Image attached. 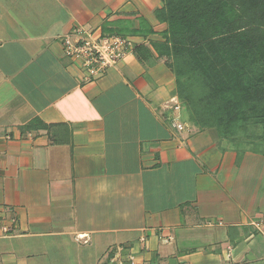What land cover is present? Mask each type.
Wrapping results in <instances>:
<instances>
[{"label": "crops", "instance_id": "1", "mask_svg": "<svg viewBox=\"0 0 264 264\" xmlns=\"http://www.w3.org/2000/svg\"><path fill=\"white\" fill-rule=\"evenodd\" d=\"M163 8L0 0V264H264V134L185 119L152 45ZM77 28L134 38L155 62L85 83L62 46Z\"/></svg>", "mask_w": 264, "mask_h": 264}, {"label": "trees", "instance_id": "2", "mask_svg": "<svg viewBox=\"0 0 264 264\" xmlns=\"http://www.w3.org/2000/svg\"><path fill=\"white\" fill-rule=\"evenodd\" d=\"M161 1L156 16L168 27L164 41L152 45L157 59L172 60L166 64L176 95L192 112L188 122L220 137L256 126L264 132V0ZM134 55L155 62L145 45ZM193 84L201 89L191 91Z\"/></svg>", "mask_w": 264, "mask_h": 264}, {"label": "built area", "instance_id": "3", "mask_svg": "<svg viewBox=\"0 0 264 264\" xmlns=\"http://www.w3.org/2000/svg\"><path fill=\"white\" fill-rule=\"evenodd\" d=\"M134 38L119 35H97L92 31L77 28L72 34L65 35L62 46L66 56L81 65L83 82L91 83L103 78L110 69L125 62L134 55L139 46ZM174 101V100H173ZM170 109L180 110L178 101ZM173 128L184 131L185 126L179 118L172 121ZM142 242L145 239L142 238ZM131 264H135L130 257Z\"/></svg>", "mask_w": 264, "mask_h": 264}, {"label": "rangeland", "instance_id": "4", "mask_svg": "<svg viewBox=\"0 0 264 264\" xmlns=\"http://www.w3.org/2000/svg\"><path fill=\"white\" fill-rule=\"evenodd\" d=\"M159 59L164 60L165 61V64L167 62L170 63L172 61L170 57H163V58H159ZM191 87H192L191 91L193 90L194 92L197 91V90H199V89H201V87L196 86L195 84L191 85ZM185 89H186L187 92H189V90H188V84L185 85ZM184 116H185V119L187 121H191L193 115H192V112L190 110H188V108H185L184 107ZM252 130H255V134H256L255 135V138H256V136L262 137L263 134H264L262 126H256L254 129H252V128L249 129V131H252ZM245 132H247V131H242V130L239 129V130H236L234 133H232L230 136H234V135H244Z\"/></svg>", "mask_w": 264, "mask_h": 264}, {"label": "bare ground", "instance_id": "5", "mask_svg": "<svg viewBox=\"0 0 264 264\" xmlns=\"http://www.w3.org/2000/svg\"><path fill=\"white\" fill-rule=\"evenodd\" d=\"M78 238H80V237H78Z\"/></svg>", "mask_w": 264, "mask_h": 264}]
</instances>
